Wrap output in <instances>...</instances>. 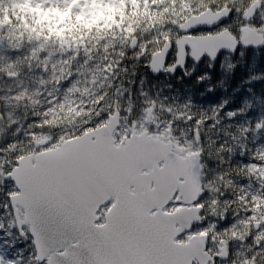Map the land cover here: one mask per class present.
<instances>
[{
  "label": "rangeland",
  "instance_id": "obj_1",
  "mask_svg": "<svg viewBox=\"0 0 264 264\" xmlns=\"http://www.w3.org/2000/svg\"><path fill=\"white\" fill-rule=\"evenodd\" d=\"M225 2L249 7V0H0V148L24 139L37 119L59 131L86 115L85 104L97 96L112 101L123 86L132 93L133 119L155 108L159 138L181 146L184 155L201 154L204 211L209 220L228 217L215 229L227 257L219 264H264V129L256 127L264 123V46L159 78L148 69L140 75L145 61L137 57L144 52L130 48L137 39L154 55L162 50L159 34L175 41L179 21ZM260 19L259 12L257 24ZM226 23L235 30L242 21ZM119 99L127 106L128 96ZM227 112L237 115L229 119ZM170 119L175 124L164 131ZM208 248L215 255L216 245L209 241Z\"/></svg>",
  "mask_w": 264,
  "mask_h": 264
},
{
  "label": "snow or ice",
  "instance_id": "obj_2",
  "mask_svg": "<svg viewBox=\"0 0 264 264\" xmlns=\"http://www.w3.org/2000/svg\"><path fill=\"white\" fill-rule=\"evenodd\" d=\"M262 9L264 0H249L244 9L225 2L206 10L215 19L179 21L177 40L157 36L164 52L159 70L147 48L137 42L133 50H143L137 59L157 78L161 71L174 75L178 68L188 75L189 65L215 64L225 52L249 45L241 36L249 26L264 29ZM235 18L242 23L233 30L226 21ZM225 29L238 41L236 48L197 47V40H211ZM113 95L117 98L109 102L97 96L91 106H83V118L56 132L34 120L24 139L0 148V264H219L227 259L223 242L215 238L227 215L209 220L204 201L189 192L195 162L159 142L163 133L153 123L155 108L143 109V120L133 119L131 91L121 86ZM121 95L129 97L127 106L121 105ZM161 110L171 116V109L162 105ZM225 115L234 119L237 112ZM174 124L170 119L164 131ZM256 127L264 129V123ZM209 241L216 245L213 256L208 255ZM253 256L245 254V259Z\"/></svg>",
  "mask_w": 264,
  "mask_h": 264
},
{
  "label": "water",
  "instance_id": "obj_3",
  "mask_svg": "<svg viewBox=\"0 0 264 264\" xmlns=\"http://www.w3.org/2000/svg\"><path fill=\"white\" fill-rule=\"evenodd\" d=\"M217 15H219V14H217ZM205 17H208L210 19L216 18L215 16H211L210 13L205 11L202 14H200L199 16L191 17L184 24L187 25V24H190L192 21H199L201 19H204ZM241 41L246 43V44H249V45L243 47L245 49H258V48L263 47L260 44H264V29L252 28L250 26L246 27L244 29L243 35L241 36ZM137 42H138L137 39H135L133 41V43L130 47L131 50H133V44L137 43ZM237 44H238V41L231 34V32H229L228 30H225L222 33L214 36L211 40H207V39H203V38L197 40V47L204 49V50H207L209 48H212V49H218V48L233 49V48H236ZM238 51L235 53H232V52H225V53H230L231 55H236L238 53ZM163 57H164L163 50H161V51H159L153 55L152 64L157 70L163 68V65H164ZM219 57L217 58V61H218ZM182 71H183L182 69L178 68L174 75H176L177 73L182 72ZM161 75L174 76L173 74H167L163 71H161V73L159 74V76H161ZM15 77H16L15 75H11V76H9V79H14ZM153 77H155V76H153ZM158 139H159L160 143L169 146L172 150H174V151L179 150L180 152H182L184 154L183 148L181 146L175 144L173 141H164L161 138H158ZM31 155L32 154L25 156V159L26 160L31 159ZM185 156L188 160L195 162V169L194 170L196 173V179H195L194 184L189 185V192H190L191 198L196 199L197 197H200V199H202V197L204 195V189H203V183H202L203 167L201 164V154L200 153H193V154H187ZM257 228H258V225H256V229ZM197 239L203 240V239H205V237L200 236V237H197ZM208 255L211 256L209 253H208ZM224 256H226V255H224Z\"/></svg>",
  "mask_w": 264,
  "mask_h": 264
},
{
  "label": "trees",
  "instance_id": "obj_4",
  "mask_svg": "<svg viewBox=\"0 0 264 264\" xmlns=\"http://www.w3.org/2000/svg\"><path fill=\"white\" fill-rule=\"evenodd\" d=\"M138 69H139L140 75H141V74H144L145 72L148 73L147 68H146L145 66L140 65V67H139ZM141 71H142V72H141ZM143 72H144V73H143ZM133 89L135 90V86L133 87Z\"/></svg>",
  "mask_w": 264,
  "mask_h": 264
}]
</instances>
